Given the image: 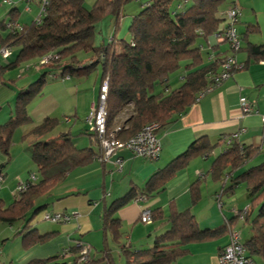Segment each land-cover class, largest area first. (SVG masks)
I'll use <instances>...</instances> for the list:
<instances>
[{
	"label": "trees",
	"instance_id": "1",
	"mask_svg": "<svg viewBox=\"0 0 264 264\" xmlns=\"http://www.w3.org/2000/svg\"><path fill=\"white\" fill-rule=\"evenodd\" d=\"M94 1L89 16L81 11L80 2L49 0L45 15L38 24L33 21L30 26H21V30L15 31L7 27L8 23L16 22L12 19L0 24L1 48L16 50V63L36 59L39 61L50 55L51 61L43 66L60 70V77H77V67L82 62L80 55L88 50L91 52L92 62L84 66L85 74L89 75L100 66V84L108 78L105 103L108 129L119 124L122 114L125 117L123 126L127 127L119 134V138L123 140L131 138L149 124H158L159 130L167 128L186 112L196 96L221 72L218 62L204 64L200 45L219 31L222 20L218 14L228 0H149L129 24L130 42L117 40L115 35L119 21L123 19L124 7L139 0ZM108 16L114 19V34L106 46L96 48L93 45L94 25ZM5 30L8 34L3 37L1 32ZM246 51L250 59H264V46L247 44ZM56 55L57 58L54 59ZM180 70L184 71L183 82L170 90L169 79ZM49 75L50 73L42 74L34 83L18 92L11 118L0 126V151L7 157L14 131L33 123L27 107L42 94ZM127 108L132 111L123 113ZM58 125V119L45 118L23 137L32 139V161L39 168L40 180L22 193L12 206L7 209L0 207V222L13 224L24 220L33 211L38 197L64 181L70 172L100 157L101 152L95 154L92 149L75 148L68 134H62L59 142L45 140ZM85 133L99 146V142L88 130ZM217 147L221 148V153L212 164L211 175L213 181L221 180L223 183L219 195L231 197L241 184L245 186L251 208L238 212L237 217L239 219L246 212L244 218L248 220L254 208L257 215L252 220L255 236L244 247L248 257V253L251 256L264 255V163L241 172L261 154V150L242 146L238 141L225 145L222 140L220 144L213 146L204 140L192 143L186 151L155 172L142 189L131 188L125 197L105 210L102 217L104 234L110 232L113 241L118 243L120 223L113 216L119 209L139 198L154 199L193 159L207 156ZM190 198L192 207L199 202V184L191 186ZM216 200L219 201L220 198ZM160 216L159 210L152 211L153 219ZM167 222L169 230L158 236L151 248L130 251L128 247L121 245L124 264H175L185 253V246L216 240L230 233L233 223L228 220L227 224L216 229L201 230L191 209L178 212L174 206L170 207ZM259 222L262 224L259 225ZM45 238L34 232L27 233L23 237V245L29 248ZM72 250L77 254L80 248ZM101 253V259L90 263L114 264L107 248ZM73 264H77V257Z\"/></svg>",
	"mask_w": 264,
	"mask_h": 264
},
{
	"label": "crops",
	"instance_id": "2",
	"mask_svg": "<svg viewBox=\"0 0 264 264\" xmlns=\"http://www.w3.org/2000/svg\"><path fill=\"white\" fill-rule=\"evenodd\" d=\"M38 6L36 0L29 2L0 0V24L12 19L18 25L28 27L38 16ZM233 7L238 8L241 13L235 24L240 40V50L233 54L227 43L216 44L215 35L219 32L202 41L200 49L204 64L215 62L219 64L220 59L233 55L236 63L242 66L241 69L234 71L229 79L198 102L194 100L184 114L176 118L167 128L157 132L161 144V152L157 160L151 162L134 157L128 151H119L108 163L95 159L88 165L70 172L64 181L38 197L35 200V210L29 212L24 220L13 224L0 222V264H73L78 253L74 254L72 249L79 247L80 244L89 248V264L91 261L96 262L102 258L101 252L104 248L109 250L114 264H124L120 246L125 245L130 251L151 248L155 239L170 228L167 218L171 206H174L178 212L191 209L201 230H213L227 224L226 221L232 220L229 230L239 233L243 245L255 236L252 225V220L257 215L255 208L248 220L237 217L238 212L246 211L250 207L246 189L238 196L236 195V191L240 189L238 187L231 196L233 200L227 201L229 206L226 207L223 201L226 195H219L223 183L221 180L213 181L212 164L221 153L220 147L207 156L193 159L164 186L154 199L139 198L119 209L113 216L120 223L118 243L113 241L110 232L104 234L102 229V217L105 210L115 201L125 197L131 188L142 189L155 172L163 169L197 140H204L208 145L213 146L220 144L227 136L237 135L236 141L242 146L261 150V154L247 164L241 172L264 163V156H262L264 129L261 123V116L264 115V59H250L246 51L247 44L264 46V0H228L219 11L218 17L221 20L224 19L227 11ZM127 24L129 26V20H126L124 29ZM7 34V30L1 32L3 37ZM89 54H91L90 51ZM16 58L17 51L13 49L8 59L3 60L0 57V126L5 125L11 118L18 92L34 83L42 74L50 73L51 75L48 79L50 82H46L43 91L51 84V81L70 83L74 80V77L65 80L58 76L60 70L47 69L44 66H41L45 69L42 73L36 69L30 76L28 74L24 78L25 70H21L22 66H19L23 63H16ZM85 73L81 71L77 77L81 79L87 77ZM183 76L184 71H181L177 80L169 79V89L179 87L183 82ZM81 79L75 82L78 84ZM97 97L86 103V100H81L79 96L80 99L77 102L81 100V108L77 107V103L74 117L65 118L67 125H71L74 120L77 121V115L80 112L83 117L87 116ZM241 98H246L252 103L257 114L244 115L239 106ZM36 99L27 107L33 122L31 126L29 128H23L27 127L23 126L14 131L8 157L0 151V175L3 176V181L0 183L2 209H7L18 201L19 197L15 189L19 183H26L30 175L37 178L35 184L40 180L39 168L32 161L30 145L32 139L30 137L23 139V137L45 118H50L46 115L48 112L54 111L48 108L52 106L50 105L52 98ZM37 108L43 109L37 113L35 112ZM34 116L37 118L35 119ZM73 125L72 128L56 135L52 133L45 140L59 142L62 134H68L75 148L92 149L95 154L101 152L100 146L95 145L93 138L85 133L86 130L82 128V125L77 123ZM116 157L122 161L121 171L113 164ZM193 184H199L200 200L192 207L190 188ZM218 197L219 201L216 200ZM220 205H222L221 209ZM145 209L151 212V218L152 211L159 210L161 216L157 219L152 218L150 224H143L140 221V214ZM45 213L68 214L72 216V220L67 224H52L43 220ZM261 224L259 222V225ZM32 232L46 238L42 242L25 248L23 237ZM229 235L228 232L211 242L185 246L183 248L185 253L176 260L175 264H218V255L228 244ZM93 249L101 254L100 258L96 260L95 257L90 258ZM65 250H68L69 254L63 255L62 252ZM248 254L255 264H264V255ZM115 256L119 263L116 262Z\"/></svg>",
	"mask_w": 264,
	"mask_h": 264
},
{
	"label": "built area",
	"instance_id": "3",
	"mask_svg": "<svg viewBox=\"0 0 264 264\" xmlns=\"http://www.w3.org/2000/svg\"><path fill=\"white\" fill-rule=\"evenodd\" d=\"M29 2L30 0H24ZM49 0H39L40 12L38 17L35 19L38 24L42 17L45 15V8L48 6ZM241 13L238 8L233 7L227 11L226 16L222 19L219 26V33L215 35L216 44L225 42L229 45L230 51L235 54L240 50V40L237 35L235 24L237 23ZM9 30H21V26L16 22L7 24ZM11 56V49L0 48V57L8 59ZM52 57L45 56L40 59V64L46 65L51 61ZM221 68L220 74L213 77L211 84L206 89L201 91L195 98V102H198L207 93L214 90L222 82L229 79L232 73L236 70L241 69V65H238L235 61L234 56H227L219 61ZM79 70H82L80 68ZM69 79V76L64 78ZM108 93V78H105L99 88L98 97L95 102L92 103L89 113L86 117L85 123L88 128V132L91 133L95 139L99 142L101 148V155L97 158L99 162H111L112 157H115L119 151H128L134 157L143 158L148 161H155L159 158L161 152V145L157 137L159 130L158 124H149L144 126L138 133L129 139L123 140L119 138V134L122 130L127 127L123 126V121L119 122L114 128H107V114L105 103L107 100ZM239 106L244 115L257 114L252 103L246 98L239 100ZM262 129H264V115L261 116ZM237 135L227 136L223 139L225 145L234 143L237 139ZM113 164L121 171L122 161L117 157L114 159ZM200 176V175H199ZM3 181V176L0 175V183ZM37 178L34 175L29 176V180L26 183H19L16 186L15 192L19 197L22 193L26 192L28 188L35 184ZM221 207V205H220ZM244 212L240 215V219L243 220L245 216ZM43 220L52 224H67L71 222L72 216L68 214L60 213H45ZM151 212L147 209L143 210L140 214V221L143 224L151 223ZM79 253L77 256V264L89 263V248L87 246L79 245ZM63 255L69 254L68 250L62 252ZM218 264H255L248 256L247 251L240 241L239 233L231 231L229 235L228 244L221 250L218 255Z\"/></svg>",
	"mask_w": 264,
	"mask_h": 264
},
{
	"label": "rangeland",
	"instance_id": "4",
	"mask_svg": "<svg viewBox=\"0 0 264 264\" xmlns=\"http://www.w3.org/2000/svg\"><path fill=\"white\" fill-rule=\"evenodd\" d=\"M36 1H39V0H36ZM147 1H149V0H139L136 2H132V3H130L124 7V9L122 11L123 19H120L119 28H118L117 33L115 35L117 40H125L126 42H130V34L128 32L129 26L127 24L125 29H124V24L126 23V20H129L131 22L132 18L141 10V8L145 5V3H147ZM70 2H72V3L80 2L81 11L86 16H89L90 10L92 9L95 1L94 0H70ZM38 9H39L38 14H39V12H40L39 6H38ZM112 19L113 18L111 16H108V17L104 18L103 20L98 21L94 25V42H93L94 47H96V48L104 47L110 42V39H112V35L114 34V27H113L114 20L112 22ZM88 52L89 51L87 50L86 52L81 53L80 57L82 58V62L77 67L78 72H81V70H79L80 68H82V67L84 68V66L86 64L92 62L89 58V55L91 56V54L88 55ZM56 58H57V55L54 57V59H56ZM3 60H5V59H3ZM19 66H22L21 70H25L24 76H23L24 78H26V76L28 74L30 76L31 72H34L36 69H38L41 73H42V71L45 70L43 67H41L40 60L38 61V59L28 61L26 63L20 64ZM27 68H29V69H27ZM83 71H84V69L82 70V72ZM181 71L183 72V70H180L177 73L173 74L174 76L173 77L171 76L170 80H177L179 72H181ZM85 72H86V70H85ZM100 77H101V67L98 66L96 68V70L92 71L87 77H82V79H81V77L80 78L74 77L73 78L74 80H72L70 83H63L61 81H51V84L48 85L44 91H42V95L39 96L36 100H40L41 98L43 100H45L49 97L52 98V101L50 104L52 106H50L48 108H50L54 112H48V114H46V115H49L47 117H50V118L56 117L60 121L57 129L55 130V132H53L55 135L64 131V130H68L69 128H72L74 126L73 124H75V123L82 125V128L84 130H88L86 123L84 122L86 120L87 116L83 117L80 114L82 112L78 111L80 113H79V115H77V121L74 120L71 125H67V123L65 122V118L72 119V117H74L75 106L78 103L77 107L80 109L82 99H85L86 103H88V101H91L92 99H94V97H97V93H98V89H99V85H100ZM174 77H176V78H174ZM78 79H81V81H80V83L77 84L75 81ZM48 82H50V81L47 80V83ZM79 96H81V100H79L77 102V100L80 99ZM41 109H43V108H40V109L37 108L35 110V112L38 113ZM131 111H132L131 108H127V109H125V111L123 113H126V112L130 113ZM52 113H53V115H52ZM36 115H41V114H36ZM127 115L128 114H126V117H127ZM34 117H35V119L37 118L36 116H34ZM40 119H43V118H40ZM120 119L121 120L125 119L123 114L121 115ZM34 125H36V124H34ZM30 126L23 127V128H29ZM20 130H22V128ZM86 134L88 135V133H86ZM93 148H95V147L93 146ZM262 156H264V154H262ZM239 187H240V189L236 191V195L242 194V191H244V189H245V186L243 184H241ZM238 196H240V195H238ZM229 198H231V199L229 200ZM231 200H233L232 197L224 196L223 201L225 202L226 207L229 206L227 201H231ZM233 202H235V200ZM152 245H153V243L151 244V246ZM91 252L92 253H90V258L93 259V257H95V260H96V258L97 259L100 258L101 254L97 253L96 250L93 249ZM115 260L117 263H119L117 256H115Z\"/></svg>",
	"mask_w": 264,
	"mask_h": 264
},
{
	"label": "clouds",
	"instance_id": "5",
	"mask_svg": "<svg viewBox=\"0 0 264 264\" xmlns=\"http://www.w3.org/2000/svg\"><path fill=\"white\" fill-rule=\"evenodd\" d=\"M11 51H12V50H11ZM220 60H221V59H220ZM42 66H43V65H42ZM82 70H83V67H82ZM82 70H81V71H82ZM66 76H69V79L71 78L70 75H65V76H63V79H64ZM101 84H102V83H101ZM100 86H101V85H100ZM99 88H100V87H99ZM121 121H123V120H121ZM121 121H120V122H121Z\"/></svg>",
	"mask_w": 264,
	"mask_h": 264
}]
</instances>
